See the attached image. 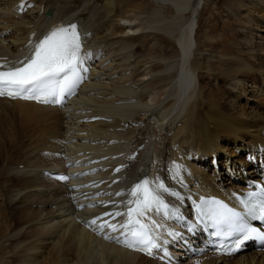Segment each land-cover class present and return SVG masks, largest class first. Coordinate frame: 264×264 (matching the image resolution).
<instances>
[{"label": "bare ground", "instance_id": "1", "mask_svg": "<svg viewBox=\"0 0 264 264\" xmlns=\"http://www.w3.org/2000/svg\"><path fill=\"white\" fill-rule=\"evenodd\" d=\"M20 1L0 0V63L22 67L56 26L72 24L87 43L83 62L91 68L64 109L0 97V181L3 175L13 180L0 199L20 206L14 210L22 223L9 237L25 236L24 264H264V253L254 251L199 260L184 253L171 259L132 253L122 249L121 221L145 179L162 180L180 193L182 199L165 195L169 210L179 209L181 216L203 195L236 203L234 192L264 172V7L253 8L263 13L261 35L247 40L261 67L242 59L241 68L219 72L230 79L231 99L223 106L206 93L197 57L198 20L207 0H32L34 8L19 16ZM17 125L20 136L12 146L21 148L20 160L10 149ZM118 165L123 170L113 177ZM174 165L181 166L179 178ZM48 169L74 179L50 180ZM167 223L177 226L174 219Z\"/></svg>", "mask_w": 264, "mask_h": 264}, {"label": "snow or ice", "instance_id": "2", "mask_svg": "<svg viewBox=\"0 0 264 264\" xmlns=\"http://www.w3.org/2000/svg\"><path fill=\"white\" fill-rule=\"evenodd\" d=\"M81 48L82 44L75 25H70L68 28H58L40 41L36 46L34 58L29 60L27 64H23L22 67L0 70V96L18 97L27 92L29 95L24 96L25 99H42V96L63 95L71 82V77L68 74L71 73L72 76L79 78L78 73L83 63V57L80 55ZM5 67L0 65V69H5ZM57 77L63 79L64 83L60 84ZM42 102L50 101L42 99ZM180 168V165H174V178H179ZM60 179L66 180L68 177L62 176ZM151 185L154 187H150ZM137 193L140 194L137 201L140 205L137 216L140 217L153 208L168 216L170 212L169 205L164 200L165 193L182 199L179 192L169 189L159 179L157 181L143 180L136 185L133 195L136 196ZM249 195L251 197L255 194ZM262 195H264V190H262ZM213 205L214 207L210 209V212L217 223L232 226L234 218L238 217L239 214L221 202L213 201ZM247 206L252 213H255L258 207L259 218L264 219V200H261L258 205L249 204ZM134 223L135 227L131 230L132 239L125 241L128 247H135L136 250L146 252L149 255H152L153 249L163 248V241H158L157 236L154 235L155 229L160 228L161 225L156 224L155 221H151V225L145 224L139 219ZM123 227L127 228L128 225H123ZM237 230L243 232L244 236L237 242L233 251L237 250L244 240L253 236L264 239V233L256 228L241 226ZM170 235L175 236L176 234L170 233Z\"/></svg>", "mask_w": 264, "mask_h": 264}, {"label": "rangeland", "instance_id": "3", "mask_svg": "<svg viewBox=\"0 0 264 264\" xmlns=\"http://www.w3.org/2000/svg\"><path fill=\"white\" fill-rule=\"evenodd\" d=\"M239 2L237 4L231 5L226 0H207V3L202 12V15L199 17V20H198L199 28L197 32V38L199 41V46H201L200 48L202 49V53L198 54L197 57L201 59L202 64H203L202 73H204L205 81H206L205 91H207L206 93H208L209 96L213 98V100L216 101L219 105L224 104L225 106H228V103L231 99L230 90L226 86L228 85L227 83H229L230 79L225 76L223 77L220 76V73L221 72L223 73L224 71L225 72L228 71L230 67H239L240 66L239 63H241L239 61L242 59H246L245 61L244 60L242 61L248 64L250 63V65H253L255 68L261 67V63L255 62L253 59H251L250 55L252 53L250 54L249 52L251 51V48L253 47L250 46L251 45V43H249L250 40L249 41L247 40L251 39V37L254 40H257L256 35H261L259 34L258 31H260L263 28L259 29L258 25L262 24L260 18L263 13H260L258 11L255 12V9L253 8L255 7L260 8L261 6L264 7V0H243L242 1L243 5H245L246 7H249L252 10V14H248L247 9L245 10L244 8L245 6L244 7L241 6ZM125 23L126 22H124V24ZM138 23H139L138 20L136 21V23L135 22L131 23L132 27L137 26ZM125 26L129 27L130 24H127ZM253 28H255V30H253ZM127 33H129L130 35L135 34L134 32H127ZM139 45H143V42H140ZM149 48H150V44L147 45L146 50H149ZM175 50L178 51V48L176 46H175ZM263 52H260V53L263 54L261 56H263L262 58L264 59ZM218 57H221V58H218ZM158 71H160V69H158ZM206 75L208 77H206ZM214 77L217 78V81L213 80ZM239 77L242 78V76H239ZM253 79H255V81L259 79L257 80L258 82L261 80L259 76L255 78L253 77ZM164 84L167 85L168 82L162 83L161 84L162 86L159 85L160 89L166 86ZM263 103H264V98H263ZM16 127H17V130H15ZM16 127H14L12 131V134L14 135H11V138L13 139V140L11 139V146L13 145V141L18 139L20 136V132H19L20 128H18L20 126L17 125ZM17 132H19V134H17ZM16 136L18 137L16 138ZM19 148L20 147H17V148H13V146L10 147L11 155L12 157H15V160L22 159L21 148L20 149ZM0 165H2L1 161H0ZM3 176H4L3 181H0V193L10 190L13 184V180H11L12 178H10L7 175H3ZM223 183H225L223 185V187H225L226 181H223ZM227 187H231V185L228 184ZM6 199L7 198L5 197L0 199V206H1L0 207V215H1L0 216V221H1L0 230L1 232H3L2 235H4V232H5L4 237L8 236L7 239L8 238L10 239H8L9 241L7 239L5 240L4 237H2L0 233V239H1L0 240L1 241L0 264H24L25 263L24 261H26L27 257L26 258L23 257L24 256L23 254L25 251L24 249H26V247H25V243H22V241H25L23 240V237L25 238V236L21 235L16 239H12L11 236L9 237L10 233L11 234L14 233L16 231L15 229L19 228L22 223V222L17 221V218L19 219V216L14 210V207H20V206H13L12 204H10L11 200L8 201V199L7 200ZM6 231H7V234H6ZM3 240L8 245L2 242ZM20 244H21V247H20ZM16 245H17V248H16ZM43 250H46V249L43 248ZM72 258L74 259V257Z\"/></svg>", "mask_w": 264, "mask_h": 264}]
</instances>
